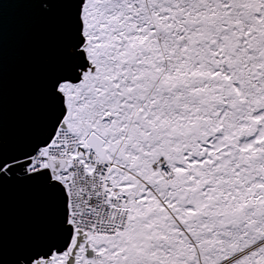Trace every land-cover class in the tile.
Listing matches in <instances>:
<instances>
[{
  "label": "snow or ice",
  "instance_id": "1",
  "mask_svg": "<svg viewBox=\"0 0 264 264\" xmlns=\"http://www.w3.org/2000/svg\"><path fill=\"white\" fill-rule=\"evenodd\" d=\"M0 264H264V0H0Z\"/></svg>",
  "mask_w": 264,
  "mask_h": 264
},
{
  "label": "water",
  "instance_id": "2",
  "mask_svg": "<svg viewBox=\"0 0 264 264\" xmlns=\"http://www.w3.org/2000/svg\"><path fill=\"white\" fill-rule=\"evenodd\" d=\"M17 23H18V21L12 16L11 12H9V15L7 18V24H8L10 38H11L15 28H16ZM53 103H54V101H52V100H50L48 102V113H47V115L42 117L40 122L36 125L39 134L41 136H43L44 139H47L48 135L51 134L52 129H53L52 123L54 121V116H53L52 112H53V109H55V107L52 106ZM49 116H50V118H49ZM54 198L55 197H53V199Z\"/></svg>",
  "mask_w": 264,
  "mask_h": 264
},
{
  "label": "trees",
  "instance_id": "3",
  "mask_svg": "<svg viewBox=\"0 0 264 264\" xmlns=\"http://www.w3.org/2000/svg\"><path fill=\"white\" fill-rule=\"evenodd\" d=\"M57 113H58V109H53V112H52V114H53V116H54V121H53V123H52V127H54V125H55V121H56V119H57Z\"/></svg>",
  "mask_w": 264,
  "mask_h": 264
}]
</instances>
